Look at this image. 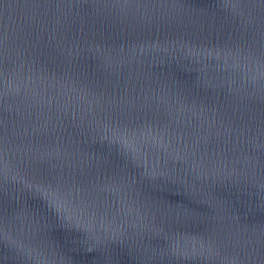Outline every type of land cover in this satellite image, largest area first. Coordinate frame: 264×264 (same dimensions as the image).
<instances>
[{"label": "water", "instance_id": "1", "mask_svg": "<svg viewBox=\"0 0 264 264\" xmlns=\"http://www.w3.org/2000/svg\"><path fill=\"white\" fill-rule=\"evenodd\" d=\"M0 264H264V0H0Z\"/></svg>", "mask_w": 264, "mask_h": 264}]
</instances>
